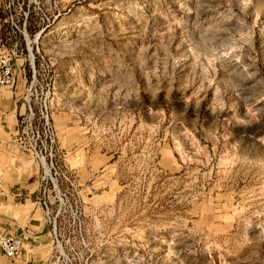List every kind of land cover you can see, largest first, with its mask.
I'll return each instance as SVG.
<instances>
[{
  "label": "rangeland",
  "instance_id": "rangeland-1",
  "mask_svg": "<svg viewBox=\"0 0 264 264\" xmlns=\"http://www.w3.org/2000/svg\"><path fill=\"white\" fill-rule=\"evenodd\" d=\"M15 45L3 89L57 134L48 264H264V0H0ZM21 118L0 167L38 197Z\"/></svg>",
  "mask_w": 264,
  "mask_h": 264
},
{
  "label": "crops",
  "instance_id": "crops-1",
  "mask_svg": "<svg viewBox=\"0 0 264 264\" xmlns=\"http://www.w3.org/2000/svg\"><path fill=\"white\" fill-rule=\"evenodd\" d=\"M18 63L19 67L21 64ZM21 76L22 74L18 73L17 83ZM19 99L12 100L9 90H4L3 86L0 88V160L3 154H8L11 146L9 136L15 133L6 129V124L11 123L15 130L16 119L25 110L24 106L19 107ZM6 170L0 167V233H14L22 237L24 250L15 260L0 251V264H48L46 248L50 244L52 229L41 216L43 210L36 201V182L29 183L20 174L10 179ZM8 174L10 175L9 172ZM4 176L8 180H5ZM23 197L24 203L20 202Z\"/></svg>",
  "mask_w": 264,
  "mask_h": 264
},
{
  "label": "built area",
  "instance_id": "built-area-1",
  "mask_svg": "<svg viewBox=\"0 0 264 264\" xmlns=\"http://www.w3.org/2000/svg\"><path fill=\"white\" fill-rule=\"evenodd\" d=\"M18 57H21L17 45L13 48L4 50L0 56V86H13L17 83L18 73L22 74L28 83L25 57L21 65L17 66ZM30 70L32 79L28 91L32 92L33 86L37 83V73L34 59H30ZM33 94V92H32ZM31 94V95H32ZM24 112L20 115L23 128L18 132V139L25 144L33 159L38 160L43 167V174L40 177V187L38 202L44 210L49 209V194L58 187L56 183L57 161H55L57 148V134L52 122L50 107L47 99L40 104L38 109L33 106L29 99L23 103ZM30 137L29 142H25ZM57 160V159H56ZM59 166V165H58ZM52 185L49 186V184ZM24 250V239L14 233H0V251L7 257L15 260Z\"/></svg>",
  "mask_w": 264,
  "mask_h": 264
}]
</instances>
